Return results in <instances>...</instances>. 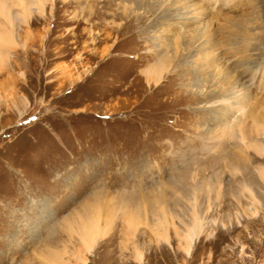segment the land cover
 <instances>
[{"label":"rangeland","instance_id":"374dc122","mask_svg":"<svg viewBox=\"0 0 264 264\" xmlns=\"http://www.w3.org/2000/svg\"><path fill=\"white\" fill-rule=\"evenodd\" d=\"M218 1L47 0L14 20L0 264H264V134L252 129H264V0ZM157 63L158 85L146 76ZM194 196L190 254L172 228L170 244L146 226L128 234L125 209L151 225L165 206L184 235ZM98 200L110 231L88 252L65 222Z\"/></svg>","mask_w":264,"mask_h":264},{"label":"bare ground","instance_id":"6f19581e","mask_svg":"<svg viewBox=\"0 0 264 264\" xmlns=\"http://www.w3.org/2000/svg\"><path fill=\"white\" fill-rule=\"evenodd\" d=\"M215 1L218 0H213V1L205 0L204 4L207 5L206 3L208 4L211 3L210 5L214 6L216 3ZM46 2L47 0H0V17L5 20V25L0 24V66H3L6 61L7 58L6 52L9 51L10 49H13L17 45L16 36L13 28L14 20L17 18L26 24L28 17L32 11V7H35L38 10V13L44 15ZM201 8H203L202 5L200 9ZM13 9H16V12H14ZM196 10H199V8H195V11ZM194 14H196V12ZM222 27L227 28L226 24L225 26L223 25ZM220 29L223 28L220 27ZM225 30L226 29H224V31ZM219 32L222 33L223 30L221 31L219 30ZM164 71H165V66L163 63L155 64L151 69H148V71L146 72L148 82H154L156 85H158L162 79ZM253 124H254V128L252 129H254L255 134L256 133L258 135L264 134V129H262L263 130L262 131L258 127L259 123L257 125V123L253 120ZM222 135L229 137L238 136V138H240V141L242 142L241 144L244 145L245 149L247 148L248 141H246L245 134L242 133L240 135H236L233 133V131H228V132L223 131ZM236 169L235 172L237 171ZM259 177L264 181V171L259 172ZM243 190L246 191V193L250 196L253 203L257 202V199L252 189H250V187L245 186ZM190 207H191V213H190L191 222L189 225L186 226V231L184 232V235L180 234L178 226L175 222L176 219L175 217L177 216L167 211L165 206L159 208L157 213L153 215L152 218L153 222L151 223V225L149 222L151 218H149V213L145 211L146 209H143L144 217H141L140 213H136L137 212L136 210H135L136 212H133L128 209H125L127 211H125L126 213L123 214V220L127 228V232L130 236L133 237L140 226H146L151 229L157 242L164 241L167 244H170V229L172 228L176 236L179 238L181 237L180 240L186 243L185 251L187 254H190V251L193 245L195 244V241L198 239L203 229V221L199 217L197 211L196 196H194L191 199ZM102 214H103L102 205L98 200L94 202V204L86 205L84 210H82V213H77L75 215V218H71L69 219V221L65 222V229L70 234V236L72 235L78 236L81 243L88 250V252H92V249L94 248L97 240L104 237L110 231L109 230L110 228L108 227V222L110 221V219H112V217L111 216L102 217ZM101 222L105 223V226L100 225ZM44 259L47 260L50 264H56V263L63 264L60 258L53 259L52 257H45ZM139 261L140 262L142 261L141 255H139Z\"/></svg>","mask_w":264,"mask_h":264}]
</instances>
